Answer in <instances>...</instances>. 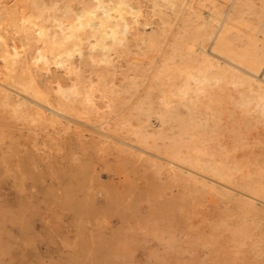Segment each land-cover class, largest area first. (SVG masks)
Returning <instances> with one entry per match:
<instances>
[{
  "label": "rangeland",
  "instance_id": "374dc122",
  "mask_svg": "<svg viewBox=\"0 0 264 264\" xmlns=\"http://www.w3.org/2000/svg\"><path fill=\"white\" fill-rule=\"evenodd\" d=\"M9 1L12 0H4V1L1 0L0 5L1 3L6 4L7 2H8L7 5L9 4L11 5L12 2L9 3ZM14 1L15 0H13V2ZM24 1H25L24 11L25 10L26 11L25 12L23 11V14L20 16L21 19L23 20L22 22L27 23V21L29 20L28 21L29 23L30 22L38 23L41 20L46 22L47 24H50L54 10L59 9V11H56L54 14L57 13L58 15L62 16L65 13L62 14L64 11L62 12L61 10H64L63 7L65 8L66 4H69L71 6L70 9L76 12L79 10L80 8L79 6L81 5V3H83V1L86 2V0H81V2L80 0H76V1L69 0V2L68 0H65L67 1V3L64 0H47V1L45 0V2L44 0L41 1L31 0V2L33 1V3L29 2L30 0H24ZM37 1L40 2L43 1V3L39 4V2L37 3ZM133 1L130 0V2L132 3ZM138 1L140 3V7H138L139 10L141 11L144 8L143 11L141 12L139 11L141 13V14L139 13L140 14L139 17L142 16L141 18L147 21L146 22L147 24L146 25L141 24L142 26H144L143 28L141 27V25L137 27V32L138 30L139 32L138 33L136 32L137 34L136 38L132 39L130 37L127 39L128 40L127 41L128 46H126L127 49L125 46L117 47L116 51L111 52L112 56L107 55L106 61L104 60L102 61L101 59L102 57L101 55H99L100 54L99 51H96L97 53H95L96 54L95 56L98 57L99 55L100 57V60L98 59V61H96L97 58L95 56H94L95 60H92L89 57H85L86 60L84 57H83L84 59L83 58L80 59L79 57H76L77 56L76 53H74L73 56H71L72 58L70 59L72 61L74 60L72 63L75 66L74 68L75 71L81 69L77 71V73L79 72L81 74L80 75L78 73V75L81 77L80 78L81 80L79 79L81 83L83 81V84H85L86 81L87 86L88 84L89 86H91V84L95 80L92 86L94 87L97 85L102 86V84L106 83L108 86L104 84L106 87L105 88L103 85V87L105 88L104 91L110 94V90H111V94L108 96L106 95L107 93L105 94V92L100 89H97L95 91L93 90L94 92L91 91V93H89V96H91V94L94 93L95 95L98 94L97 97L99 99L101 98L100 99L101 101L97 97L94 98L93 96L94 94H92L91 96L92 98L91 97L89 98L90 101H92L93 99L95 100L94 102L95 104L91 102V107L93 108L92 109L93 113L90 111L91 112L90 115L92 117L91 122L93 121V117L94 120L96 118V120L93 121L94 123L92 122L93 124L98 125L99 127L103 128L106 131L111 130L110 131L111 133H114L119 137H122L123 139L128 140L130 143L135 144L137 146H140V143L139 142L137 143L136 141L137 136H135V134L137 135L139 133V132L136 133V131L138 130L142 131L143 126L144 129H146L147 131L150 128L149 132L153 130L152 134L150 133L151 136L149 140L146 139L147 142L146 143L144 142V144H142L141 146L145 145L144 146L145 148L144 147L143 148L146 150L148 147H150L151 149L148 148V151L150 152L152 151V153L155 152L156 154L163 155L164 153L162 154L161 152H163V150L165 151L169 146V143H171L173 140L177 138H179L180 142H182L183 140V142H185L186 144L188 138L187 137L183 138L182 136H186L188 132L184 129V133L185 131L187 133L183 134L182 133L183 131H181L182 128H186L187 130L189 128H190L189 130L195 129V126H193L192 124L193 122L190 121L188 122L190 115L187 113L186 108L182 106L180 103L176 102L175 99L176 97H174L175 100H172L176 102L175 105L171 101V106L173 105L172 108L167 107L166 104L163 103L165 95H163L164 92L161 90V88L164 84L165 81L164 79L166 78V76H169L170 72L174 71L175 68L173 67L181 66L180 56L177 58V55H175L173 58L170 59L168 58L169 60L166 61L167 59L164 60L165 58H167L166 53L168 56H170L169 55L170 53H168L170 51V46L172 44H175L176 42H177L176 45L179 47L183 43L186 45L184 38L187 37V34H189L188 35L189 40L187 38L186 42L188 44L194 43V46L196 47L197 46L196 38L200 36L199 33L202 31L200 27H203V24H201V22L203 23V21L201 20H204L203 18H205L207 21H209V23L211 22L212 25L215 24L216 21L221 20L223 16L226 14L230 0L228 1L225 0L228 3L225 2L224 0H186L187 2L185 0L183 1L181 0L182 2L180 0L177 1L174 0L175 2L173 0H169V1L152 0L154 2H152L151 0L150 1L141 0L142 2L140 0H137L136 2ZM147 1H149L148 4ZM252 1H253L252 6L251 5L249 6L251 8L249 7L246 8V6L248 5L243 4L244 6L243 5L239 6V8L241 7V9L237 7V11L239 13L235 11L236 13H234L233 15V17L237 15V17H234L237 18L235 19L237 22L241 19L240 21L242 25H244L243 23L245 22L244 27L240 26L241 28L238 27L237 29L236 26L239 25L238 23H240V21L236 23V21L233 20L235 23L232 22L234 23L232 25L237 24L235 27L233 26L234 28L233 36L234 35L236 36V37L234 36V41H236L238 45L240 44L241 47H246V45L244 44H248V41L250 40L249 38H251V36L249 37L248 34L252 35L251 33H256V32L258 33V34L256 33L257 36L259 35L261 36L262 34L260 33L259 30L261 29L260 23L264 21L263 19L264 6L262 7L260 4H258L260 6L259 7L257 5V3H260L261 0L260 1L251 0V3ZM34 2H36L37 5ZM136 2H134V4H137ZM163 2L165 3L167 2L166 3L167 6L163 5L164 4ZM45 3L48 4L46 5ZM145 3L150 7H146ZM151 3L154 4L151 5ZM34 4L37 6V8L41 4H44V6L41 5L42 6L41 8H44L45 10L49 7L50 9L49 10L47 9L48 12H46L45 10L46 13H44L43 9L40 10L41 8H38L40 10L39 12L38 9H35ZM50 4L52 7L54 6L55 7L54 8L50 7ZM3 5H1L2 7L0 6V13H1L0 15L1 17L3 16L2 18L0 17L1 20L0 25L2 24L0 26V31H1L0 33L1 34L3 33L2 35H4V38L6 37L7 43H10L9 45H16L19 51L24 52V55L26 56L25 64L26 66H28V68L30 66L29 68L30 71H32L34 75L35 73H39L41 75L42 74L41 72H43L44 70H42L39 67L40 66L39 63L41 62L39 61L37 63L35 61L36 58H34V56L37 54V51H39L40 49L42 50L43 48H41V46L39 48V46L36 45L38 42L36 40L32 39L33 41L32 40L25 41L27 38L26 37L23 38L24 36L20 35V33L22 35L23 34L25 35L26 34L25 31L23 32L21 29H19V31L21 32L18 31L17 26L14 23H12L13 19H10L11 13H9V15L8 13L6 14V12L3 9L4 8ZM31 5H33L34 7ZM137 5L139 6V4ZM154 5L157 7H155ZM181 5L183 8L181 7ZM196 6L199 7L197 8ZM61 7L62 9H60ZM151 7L160 8V9L162 8L163 11L165 10L164 12H166V14L171 16V17L168 16L170 24L166 23L163 26L164 27L163 28L158 23L157 17L153 15L152 12L153 8ZM169 7L171 10H169ZM174 7L176 8L174 9ZM242 8L243 9L246 8V9L243 11ZM51 9L53 11L52 14L50 13ZM179 9L180 12H178ZM192 9L195 12L196 11L198 12H196L195 14V12H193ZM249 9L252 12H250ZM175 10H177L178 13H176ZM256 10H258L259 12L262 10L260 12L261 14L258 12L257 15L259 16L254 14ZM32 11L33 12L36 11L34 13L35 15H32L33 14ZM150 11L152 12V15ZM188 11L192 12L191 15L188 14V16L184 17L185 14L187 15ZM211 11H213L214 13ZM26 12L28 13V15H26L27 14ZM36 13H38L39 15ZM41 13L42 15L43 13L45 15L41 17ZM144 14H146L147 18H145L146 16ZM49 15H51V18ZM25 16H27V20H25L26 19ZM179 16L181 17V19L178 18ZM195 16H197V18ZM23 17L25 19H23ZM37 17L39 18V20ZM149 17L151 18L150 20ZM254 17L257 18V20L258 19L259 20L258 21L255 20ZM2 19L5 20L2 21ZM195 19L196 20L198 19V21H196ZM174 20L176 21L174 24H172ZM149 21L152 22V24H150ZM259 21L261 22L258 23ZM181 22H184V24H187L186 22H189V24L181 25ZM192 22L193 23L195 22L196 25L193 24ZM10 23H12L13 26L10 25ZM29 23H27V25ZM199 25L200 27H198ZM250 25L252 27H250L249 29L248 26ZM257 25L260 27H257ZM148 27L149 28L155 27L154 29L156 32L152 28L149 29ZM170 27L172 28L170 29ZM15 28L17 30H15ZM147 28L148 31L146 30ZM162 28L163 30L166 29L167 35L166 33H163V30H161ZM140 30L142 31V33ZM143 30L146 31V33ZM196 31L197 33H195ZM198 31L200 32L198 33ZM238 31H240L239 34ZM247 31H249L250 33H248ZM18 32L19 34H17ZM179 32L180 33L183 32L181 33L182 36L179 35L180 34ZM190 32H192V35L194 37L190 36L191 35ZM147 33H152L156 35V37H158L157 34L160 35L158 37V39L160 38L159 39L160 45L161 43H165L162 44L161 47L163 45L166 47L168 46V48L163 46L162 49V51L164 52L163 54L160 51L159 52L154 51L153 53V50L150 49V47L147 44H146L147 46L146 48L143 46L145 45L146 41L144 42L143 40L140 39H146L148 37ZM174 33L178 35H175ZM140 34L141 35L143 34L142 35L143 38L140 37L141 36ZM177 36L181 38H183L184 36L183 40L181 39L182 42L181 40L180 41L178 40L180 38H178ZM239 36L241 37L240 39L238 38ZM166 37H167V41L166 39L165 40L163 39ZM175 37L176 39L174 40ZM193 38L194 40L195 39L196 40L194 41ZM14 39H16L15 43L13 41ZM162 39L165 42L162 41ZM169 40L171 41V43L173 42L172 40H174V43L171 44L170 42H168ZM244 41L247 43H244ZM30 42H32V44ZM134 42H137L138 44ZM21 43H23L24 46H22ZM241 43L243 44L241 45ZM17 44L19 45L21 44V45L19 46ZM136 45L140 47L141 50ZM33 46L34 47L36 46V50ZM141 46L144 47L145 49L142 48ZM124 49L126 52H124ZM132 49L134 50V52ZM142 49L145 51H143ZM166 50H168V52H166ZM183 51H185V47L183 48ZM132 52L133 54H131ZM150 52L152 54H150ZM157 52L159 54H156ZM129 53L130 56L132 57L129 56ZM134 53H136L137 56H135L136 54L134 55ZM125 54L128 55L126 56ZM119 55L122 56L120 57ZM135 57L137 60H135ZM159 57H161L162 60H160ZM76 58H77V62H76ZM87 58H89L90 60ZM129 59H130V63H129ZM34 61L36 64L32 63ZM131 61L135 63V64L133 63L135 66H133ZM137 62L138 63L141 62V63L138 64ZM79 63H82L83 65L82 64L80 65ZM109 63L113 67L109 65ZM146 63H148L150 66L152 65L150 70L148 69L150 68V66L148 67V64L145 65ZM163 63L164 64L167 63V65L168 64L169 65L168 66L164 65L163 66L165 67L164 69L162 67ZM1 64L2 61H0V65ZM37 64L39 66H37ZM52 64L53 63H51V65ZM101 64L102 67L100 66ZM51 65H50L51 67L50 70L46 74L44 73L45 75L42 74L40 76L36 74L35 77L37 76L38 78L40 76V78H43V80L38 78V81H42L39 82V84L41 85V87H44L45 90L47 89L46 91L50 96L56 95L55 94L56 89H57L56 92L57 95H60V92H58L59 91L58 86L60 85L62 87V89L60 88V90L62 91H65L63 90V88L67 87V85H68L67 89H69L70 87L69 85H71L72 82L75 80L76 74L73 71L72 73L71 72L68 73L69 74L68 75L60 67L57 68L54 64L52 66ZM88 65H90L91 67ZM94 65H96L95 67L97 68V71H99V67H100V72H102L104 70V66L105 69H109V70H104V73L101 74L99 72V75L101 76L100 79V77L98 76V72L95 71L96 68L94 67ZM117 65L119 67H121L122 65V67L119 68ZM110 66L114 69H112ZM170 66L172 68H170ZM146 67L148 70H145ZM159 67L162 68V70H160ZM2 68H3V64L0 66V80L4 76L2 73L3 71ZM90 68L92 69L91 71ZM139 68H143L141 69L142 71ZM167 68L168 69L170 68L169 69L170 71L166 70ZM134 69L135 70L137 69L136 71L138 73L137 72L135 73ZM38 70L41 72H39ZM165 70L168 71L167 75ZM81 71H83L82 72L83 74L81 73ZM116 71H118V73ZM106 72H108L109 74L106 75L105 74ZM122 72L124 73L125 78ZM139 72L142 73L139 74ZM95 73L97 74V78ZM144 73H146L147 76H145L146 74ZM150 73L152 76H148ZM71 74H73V76ZM103 74L106 79L104 78ZM153 74L155 75L156 79L155 77H153L154 76ZM156 74L157 76L160 77H157ZM88 75L91 78H89ZM126 76L127 78L130 77V79H127ZM111 77L113 78V80ZM148 77L150 78V80L149 79L147 80ZM98 78L99 81H96L98 80ZM102 78L105 81L106 80L107 81L103 83ZM141 78L144 79L142 82L140 81L142 80ZM131 80L133 81L131 82ZM168 80L169 78H167L165 82H167ZM148 81L151 82L152 84L148 83ZM153 81L154 82L157 81L156 83L159 82V84L156 85V83L154 84ZM107 82H110L113 86L111 87V84ZM63 83L67 85L63 87L62 86ZM114 83H115V87L117 86L118 89L114 87ZM141 83H143L144 85H142ZM145 83L147 86L145 85ZM137 84L139 85L141 84V86L139 85L136 86ZM126 86L127 87L129 86L130 88H127ZM150 86L151 87L155 86V87L151 88ZM147 88L148 90H146ZM134 89L136 91H134ZM142 89H145L143 91L144 93L142 92ZM115 91H117V93ZM127 92L129 94H127ZM114 93H116L115 95L119 98H117L116 96L113 97L112 95H114ZM120 93L122 94V96L123 95L125 96L122 97ZM118 94L120 95L118 96ZM146 94L148 97H145ZM149 94H151L152 97ZM140 95L141 97L142 95H144L143 96L144 98L142 97L141 99L140 98L138 99ZM105 96L106 97L110 96L113 99L110 97L109 99L106 98L105 99V101L107 100L106 103L104 101ZM126 96L129 98L127 99ZM134 97H136L137 99ZM114 98L115 100L118 99V101L119 100L120 101L117 102L116 104L117 100L114 101ZM160 99L163 100V102ZM111 100L113 104H111L112 103ZM128 101L134 102V108H132L133 105L132 107L130 106V102L128 103ZM124 102L127 104H125ZM139 102L142 104H140ZM148 103L151 104L149 105ZM136 104L138 105L139 108L135 106ZM143 104L146 105L144 106ZM252 104L254 107H257L256 102H253ZM8 105L2 103L0 100V264H264V216L262 214L263 212L262 210H264V204L257 200H251L250 202L248 198L244 197L245 196L244 194L240 193L243 192V190L245 191V189L242 186L245 183V181L243 180L245 178L243 177L244 176L243 173L247 170L248 171L255 170L257 168L256 162H258L260 165L261 160H264V155H263L264 143L261 142V141L264 142L263 140L264 125L263 123H261L260 120H258V118H256L255 116L256 114L253 107L251 108V110L254 111V113H251L250 110V112L247 113V116L245 114L244 117L245 120H244L242 117L243 113L241 112L243 110L242 105H239L238 107H234V106L232 107L231 105H227L228 107L230 106L229 108L230 112H227V114H225V116H227L228 118L227 117L224 118L225 116L223 117L225 119V120L223 119V121L227 123V125L229 124V126H227L226 129L227 133L225 134L228 136H231V134H233L232 135L233 137L226 136L222 139V144H224L223 146L225 148L226 147L228 148V149L226 148L228 158L226 155H221V156L217 155V158L219 159L221 158L224 161L227 160L229 161L228 163L231 166L232 165L239 166V168H241V170L244 171L242 173L240 169L237 170L236 168L233 167L231 168V170L228 171L231 177L234 176L232 184L233 187L236 188V189L234 188L233 190L232 189L229 190L228 193V190H226L225 188H218V189L212 187L209 188V185H206L204 182L201 183V180L195 179L194 176L192 175H190L189 177V175L186 172H182L183 175L186 174L185 176H182V173H180V171L183 168L177 167L175 171L169 170L167 169V167L168 168L173 167V164L169 163L168 165L162 166L160 165L161 163L159 162L156 163L152 161V157L149 156L148 154L135 151L134 148H128L126 146H123V148H120L118 146L119 148L118 147L116 148L110 142L109 138L108 139L106 138L105 142H100L97 137L98 136L97 134L93 133L89 129H84V128L82 129L80 126L74 123H71L69 121L68 122L64 121V119L61 118L58 119V117H56V119L53 120L44 117L36 118L31 113L24 111V109L18 105H14V104H8ZM95 105L97 108L95 107ZM124 105H126L127 107ZM162 105L164 106V108ZM12 106L15 107L13 108ZM121 107L124 109H122ZM135 107H137L138 109H135ZM140 107H143V110L145 112L141 111L142 108L140 109ZM131 108L133 110H131ZM111 109H113L112 110L113 112L111 111ZM128 109L130 110V112L132 111L131 113H133V115H131V113L129 112L131 116L130 115L128 116V111H129ZM174 109L177 110L175 111ZM165 110L169 111L171 115L167 113V111ZM226 110L229 111L228 109ZM136 111H138L139 113ZM177 111L180 112V114L177 113ZM99 112L101 113L99 114L101 118L100 116L99 117L97 116L98 115L97 113ZM135 112L137 114H135ZM175 112L176 114H179V116L175 115ZM18 113L21 116L18 115ZM25 114H27V116ZM142 114L143 116L147 114L148 115L147 117L146 116L143 117ZM114 115L117 117H115ZM157 115L161 118H159ZM183 115L185 116L186 120L185 118H183L184 117ZM250 115L255 116V119L253 116L251 117ZM172 116H174L175 118ZM177 116L178 117L183 116V117L178 118ZM196 116L200 124L202 126L205 125L206 119L204 113L202 111H199ZM102 117L105 119H103ZM126 117L127 120L125 119ZM169 117L172 119H169ZM117 118L118 120H122V119L125 120L124 121L122 120L123 122L122 123L121 121L118 122ZM176 118H177V122L178 123L180 122L179 124L176 122ZM229 118L230 120H228ZM234 118L236 121L234 120ZM174 119L175 122L173 121ZM178 119L181 121H178ZM240 119L241 121H239ZM55 120L57 124H55L56 123ZM137 120H139V122ZM141 120L145 123H142ZM246 120H248V122ZM147 121L149 123H146ZM105 122L111 123L109 125L113 127L108 126V123L105 124ZM117 122L119 126V127L117 126V128L119 130L116 128ZM181 122H183V124ZM175 123L178 124V127ZM239 123L241 124L239 125ZM62 124L65 126L66 129L63 128ZM146 124L148 126H146ZM244 124L247 125L245 126ZM105 125L108 127H106ZM134 125L138 127L136 128ZM173 125H176V128H178V130H176V128L174 129ZM180 125L182 128L180 127ZM169 126L171 127V130L169 129L170 128ZM234 126L236 128H234ZM78 127L81 128L82 130L80 131ZM115 128L116 131L114 130ZM132 129L133 131H135L134 134L132 133L133 132ZM209 129L210 128H208V130ZM230 129H232L233 132L231 130L230 132L232 133L229 135L228 131ZM200 130L201 131H199L198 133H201V135L200 134L198 135L204 136L207 134L208 139L210 140L207 141L208 142L207 146L212 150L214 149L213 151L214 152L216 151L215 153L217 154L218 153V150L216 148L217 146L214 144L216 131L210 129L212 131L207 130L208 132L202 135L203 131L201 128ZM175 131H178L180 133H174ZM156 132L158 134L157 136H155L157 139L154 138ZM161 133H163L164 135ZM159 134L160 136L161 135L162 136L160 137ZM172 134L173 136L174 135L175 136L172 137ZM178 134L181 135L179 136ZM152 136L155 142L153 141V138H151ZM169 137L171 138L168 139ZM210 137H214L213 138L214 140L212 138L210 139ZM234 137L235 140H233ZM95 140H97L98 142L95 143ZM232 140L234 141L233 144H235L237 140L238 141L241 140V145L238 143V141L236 143L239 144L242 148L241 147L239 148L237 144L231 145ZM243 141L245 144L243 143L242 145ZM107 142L111 144H108ZM153 142L156 144L157 146L156 148L158 149H153L155 148ZM208 144H210V146ZM162 145L165 148H163ZM261 145L262 147H260ZM237 148L238 150L235 152V149ZM123 150L126 152L129 150L128 151L129 153L126 152L124 153ZM134 151L137 153H135ZM130 152L133 154H131ZM231 152H233V154ZM234 152L235 154L238 153L236 154L238 156L237 158L236 157L232 158L231 159L232 162H231L229 159L230 157L235 156ZM199 153L200 152H198V154ZM134 154L139 155V157L138 156L135 157ZM235 159H238L239 161L237 160L238 161L237 162ZM150 162L152 165L150 164ZM255 163H256V167H255ZM244 164H247L250 167V169L248 168L247 165ZM185 165L190 167V164L188 163H186ZM242 167L245 168L246 170L242 169ZM159 168H161V170ZM177 171L179 172V174ZM177 175H179L180 177ZM191 177L194 178L196 181H193ZM187 178H189L188 179L189 181L187 180ZM235 178H240L241 182ZM197 182H199V184ZM203 183L206 186H204ZM240 183H242V185ZM237 187L239 191L237 190ZM245 198L248 200H246ZM250 203L251 205L249 206Z\"/></svg>",
  "mask_w": 264,
  "mask_h": 264
},
{
  "label": "bare ground",
  "instance_id": "6f19581e",
  "mask_svg": "<svg viewBox=\"0 0 264 264\" xmlns=\"http://www.w3.org/2000/svg\"><path fill=\"white\" fill-rule=\"evenodd\" d=\"M1 1V0H0ZM4 1V0H2ZM41 1V0H40ZM40 1H37V3L39 2L40 3H43L40 2ZM47 1V0H46ZM65 1V0H64ZM63 1V2H64ZM76 1V0H75ZM91 1V2H89ZM86 0V2L83 1V3H81V5L79 6V10L78 11H74L71 8V6L69 4H66L65 5V8L63 7L64 10H61L64 14L61 15H58L57 13L54 14L56 11H59V9L57 10H54V13L51 9L50 13L52 14V18H51V15L50 18H51V22L50 24H47L46 22L44 21H41L38 22V23H29L27 21V23H29L27 25L24 24L21 19V15L23 14V11L25 9V1L24 0H15L13 2L12 1H9L12 2V4L10 5H7L6 4H2L3 5V9L4 11L6 12V14L8 13H11L10 16L11 18L10 19H13L12 23H14L17 28H18V31L19 29H21L23 32L25 31V35L21 34V36H24L23 38H27L25 41H30V40H36L38 41L36 45L41 46V48H43L41 51H37V54L34 56V58H36V62L38 63L39 61L41 63L40 66L37 64V66H39L42 70H44L43 72H41L43 75H45L49 70H50V65L51 63H53L57 68L60 67L66 74L68 73H72L74 71V74L76 77H75V80L72 82L71 84V81H70V84L69 85V89H67L68 85L67 84H64L63 83V87L67 85V87H64L63 90L65 91H62L60 90V88L62 89V87L59 85L57 88L59 89L58 92H60V95H57V89L55 91V96H50L48 94V92L45 90L44 87H41V85L39 84V82H42V81H38V78H40V75L39 73H35L40 75L38 78L37 76L35 77L34 73H32V71H30V66L28 68V66H26V56L24 55V52L22 51H19L17 49V46L16 45H9L10 43H7L6 41V37L4 38V35H2L0 33V61H2V64H3V77L2 79L0 80V100L2 103L4 104H14V105H18L20 107H22L24 109V111H27L29 113H31L32 115H34V117L36 118H39V117H44V118H49L51 120L53 119H56V117L61 118V119H64V121H69L71 123H74L78 126H80L82 129H89L91 130L93 133L97 134L98 136V139L100 142H105L106 141V138L110 139V142L113 144V146H115L116 148L119 146L120 148H123V146H126L128 148H134L135 151H139V152H142V153H146L148 154L149 156L152 157V161L154 162H159L161 163L160 165H168L169 163L170 164H173V167H170L167 169L169 170H173L175 171L177 167L179 168H183L180 173L182 172H186L189 177L190 175L194 176L195 179H198V180H201V183L204 182L206 185H209V188L212 187V188H225L226 190H228V193H229V190H233L235 187H233V177H231V175L229 174V170H231V168H236L237 170L241 168H239V166H234V165H230L227 161V160H223V159H219L217 158V155H228L227 154V150L226 148L223 146L224 144H222V139L228 135H226L225 133H227L226 129H227V126H229V124L227 125V123H225L223 121L224 118H226L227 116H225V114H227V112H230L229 108L230 106L228 107L227 105H231L232 107H238L239 105H242L243 106V110L241 111L243 113V119L245 120V114L247 116V113L250 112L251 108L253 107L254 111H255V116L256 118H258V120L261 121V123H263L264 125V21H259L258 23H260L261 25V29L259 30L261 34V36H257L256 33H251L252 35L248 34L249 37L251 36V38H249L250 40L248 41V44H244L246 45V47H241L240 44L238 45L236 43V41H234V36H233V26L235 27L236 25H232L234 24L235 22L233 20L237 19V18H234V17H237L234 16V13L238 12L237 11V7L239 8V6H242L243 4L244 5H248L246 6L249 7L250 5L252 6L253 4V1L251 3V0H230V3L228 4L229 7H227V11H226V14L223 16V18L219 21H216L215 24H211V22L209 23V21H207L205 18H203L204 20H201L203 21V23L201 22V24H203V27H200V25L198 27H200V29H202V31H198V33L200 34V36L197 39V43H196V47L194 46V43L192 44H188L186 41V39L188 38L189 40V34H187V37L183 38L185 39V43L186 45L182 44L180 47L177 46V42L175 44H172L174 43V40L176 39V37L174 38V40H172L173 42L171 43V41L169 40L168 42H170L172 45L170 46V51L168 52V50H166V52L170 53L168 56L167 53H166V56L167 58H165L164 60L168 61L170 58H173L175 55H177V58L180 56L181 57V60H180V63H181V66H178V67H173L175 68L173 72H170L169 73V76H166V78L164 79L166 81L167 78H169V80L167 82H165L164 80V84L161 88V90L164 92L163 95L164 96V102L163 100H161L164 104H166L167 107H170L172 108L173 105L171 106V101L172 100H175L176 99V102L180 103L182 106H184L187 110V113L190 115V118L188 120V122H193V126H195V129H191V130H187L186 128H182L181 125L180 127L182 128L181 131H183L182 133L186 134V136H182L183 138L184 137H187L188 140L185 144V142H180L179 141V138L173 140L171 143H169V146L167 147V149L163 152H161L163 155H159V154H156L155 152L152 153V151H148V148L150 147H146V149H144L145 145L141 146L142 144H144V142L146 143L148 139L150 138V133L152 134V131L149 132L150 128L148 129V131L146 129H144V126H143V130H138L136 131L139 132L137 135L135 134V136H137V143L139 142L140 143V146H137L135 144H132L130 143L128 140H125L123 139L122 137H119L118 135L114 134V133H111L110 131H106L104 130L103 128L99 127L98 125L96 124H93L96 120H94V117H93V123L91 122V115L90 113L92 112V107H91V102H95V100L93 101H90L89 98L92 96V93L91 96H89V93H91V91H95L97 89H100L102 91H104V89L106 88L104 84V82H106L103 78V83L102 86L101 85H96L97 86H92L93 83L91 84V86H87L86 84V81H85V84H83V81L82 83L80 82V76L78 75L77 71L78 70H81V69H78L77 71H75V66L73 65V61L70 59L72 58L71 56H73L74 53H76V57H79L80 59L81 58H85V57H89L91 58L92 60H95L94 56L96 55L95 53H97L96 51H99V55H101V59L102 61H106L107 59V55H111V52L113 51H116L117 47L119 46H128L127 45V39L128 38H136V32H137V27L140 26L141 24L142 25H146L147 21L143 20L141 17H139V15L141 14L140 12L144 10H139L138 7H140V3L139 1L136 2V1H133L130 2V0ZM141 1V0H140ZM150 1V0H149ZM147 1V4L148 2ZM152 1V0H151ZM169 1V0H168ZM174 1V0H173ZM177 1V0H176ZM181 1V0H180ZM183 1V0H182ZM181 1V2H182ZM186 1V0H185ZM225 1V0H224ZM228 1V0H227ZM225 1V2H227ZM260 1V0H259ZM31 2V0L29 1ZM45 2V0H44ZM50 2V1H48ZM67 3V1H65ZM69 2V0H68ZM81 2V0H80ZM88 2V3H87ZM134 2H136L137 4H139V6L137 4H134ZM142 2V1H141ZM146 2V1H145ZM154 2V1H152ZM171 2V1H170ZM175 2V1H174ZM180 2V4H181ZM187 2V1H186ZM202 2V1H201ZM212 2V1H211ZM33 3V1L31 2ZM36 5L37 3L34 2ZM57 3V2H56ZM72 3V2H71ZM157 3V2H156ZM165 6L166 3L163 2ZM184 3V2H183ZM189 3V2H188ZM197 3V2H196ZM199 3V2H198ZM217 3V2H216ZM219 3V2H218ZM224 3V2H222ZM228 3V2H227ZM34 4V5H35ZM38 4V6H39ZM46 4V3H45ZM48 4V3H47ZM46 4V5H47ZM65 4V3H63ZM62 4V6H63ZM146 4V3H145ZM145 5L146 7H150L149 5ZM154 3H151V5H153ZM173 4V3H172ZM194 4V3H193ZM202 4V3H201ZM260 4L262 7L264 6V0H261L260 3H257V5ZM0 5V6H1ZM35 5V9H38V8H41L44 4H41L38 8L37 6ZM45 5V6H46ZM56 5V4H54ZM53 5V6H54ZM58 5V4H57ZM60 5V4H59ZM72 5V4H71ZM160 5V3H159ZM175 5V4H174ZM178 5V4H177ZM184 5V4H183ZM197 5V4H196ZM200 5V4H199ZM212 5V4H211ZM225 5V4H224ZM227 5V4H226ZM243 5V6H244ZM33 6V5H31ZM61 6V5H60ZM58 6V7H60ZM155 6V5H154ZM169 6V5H168ZM185 6V5H184ZM190 6V5H189ZM259 6V5H258ZM2 7V6H1ZM28 7V6H26ZM30 7V6H29ZM34 7V6H33ZM32 7V8H33ZM47 7V6H46ZM45 7V8H46ZM50 7L51 4H50ZM55 7V6H54ZM52 7V8H54ZM57 7V6H56ZM157 7V6H155ZM159 7V6H158ZM162 7V6H161ZM164 7V6H163ZM180 7V6H179ZM182 7V5H181ZM191 7V6H190ZM189 7V8H190ZM197 7V6H196ZM199 7V6H198ZM197 7V8H198ZM260 7V6H259ZM258 7V8H259ZM261 7V8H262ZM31 8V7H30ZM29 8V9H30ZM153 8V7H151ZM166 8V7H165ZM176 7H174L175 9ZM183 8V7H182ZM188 8V10H189ZM219 8V7H218ZM244 8V7H243ZM242 10L244 11L245 9ZM251 8V7H249ZM27 9V8H26ZM44 11V13L48 12L47 9L49 10L50 8L48 7L45 12L44 8H41L40 10ZM62 9V7L60 8ZM142 9V8H141ZM181 9V8H180ZM180 9L178 12H180ZM187 9V8H186ZM191 9V8H190ZM223 9V8H222ZM241 9V7L239 8ZM263 9V8H262ZM2 10V9H1ZM40 10L38 9V11L40 12ZM72 10V11H71ZM148 10V9H147ZM169 10L170 7H169ZM253 10V9H252ZM3 11V10H2ZM26 11V10H25ZM24 11V12H25ZM29 11V10H28ZM31 11V10H30ZM74 11V12H73ZM140 11V12H139ZM145 11H146V8H145ZM165 11V10H164ZM162 10V8H153L152 12H153V15H155L157 17V21L158 23L163 27L166 23L168 24L169 23V16L168 14H166V12H164ZM176 13L177 10H175ZM174 11V13H175ZM193 12H195L193 9H192ZM216 11H217V8H216ZM222 11V10H221ZM236 11V12H235ZM242 11V12H243ZM250 11V9H249ZM262 11V10H261ZM260 11V12H261ZM36 12V11H35ZM32 11V15H35ZM38 12V13H39ZM151 12V11H150ZM152 12H151V15H152ZM198 12V11H196ZM195 12V14H196ZM213 12V11H211ZM210 12V13H211ZM248 12V11H247ZM252 12V11H250ZM258 10H256L254 12V14H258ZM259 12V13H260ZM264 12V11H263ZM262 12V13H263ZM27 13V12H26ZM36 13V14H38ZM43 13V15H45ZM140 13V14H139ZM185 13V12H183ZM191 11H188L187 12V15L185 14H182L184 15V17L191 15ZM214 13V12H213ZM221 13V12H220ZM239 13V12H238ZM241 13V12H240ZM249 13V12H248ZM1 14V13H0ZM3 14V13H2ZM48 14V13H47ZM172 14V13H170ZM253 14V13H251ZM261 14V13H260ZM5 15V14H4ZM28 15V13L26 14ZM31 15V14H30ZM29 15V16H30ZM39 15V14H38ZM42 13H41V17L43 16ZM146 16V14H144ZM143 15V16H144ZM148 15V14H147ZM198 15V14H197ZM201 15V14H200ZM241 15V14H240ZM154 16V17H155ZM169 16V17H168ZM175 16V15H173ZM215 16V15H214ZM254 16V15H253ZM259 16V15H257ZM256 16V17H257ZM1 17V15H0ZM3 17V16H2ZM1 17V18H2ZM26 19L23 17V19L27 20V16H25ZM34 17V16H33ZM31 17V18H33ZM36 17V16H35ZM46 17V16H45ZM177 17V16H176ZM175 17V18H176ZM197 18V16H195ZM199 17V16H198ZM240 17V16H238ZM262 17V16H261ZM260 17V18H261ZM38 18V17H37ZM47 18V17H46ZM147 18V16L145 17ZM178 18L181 19V17L179 16ZM192 18V17H191ZM194 18V17H193ZM201 18V17H200ZM207 18V17H206ZM210 18V17H209ZM213 18V17H212ZM211 18V19H212ZM255 18V17H254ZM263 18V17H262ZM261 18V19H262ZM9 19V20H10ZM36 19V18H35ZM43 19V18H42ZM151 18L149 17V20ZM189 19V18H187ZM210 19V20H211ZM252 19V18H251ZM264 19V18H263ZM262 19V20H263ZM5 20V19H2V21ZM24 20V21H25ZM31 20V19H30ZM39 20V18H38ZM44 20V19H43ZM48 20V19H47ZM147 20V19H146ZM154 20V19H153ZM196 20V19H195ZM209 20V19H208ZM241 20V19H240ZM239 20V21H240ZM255 20H257V18H255ZM259 20V19H258ZM257 20V21H258ZM7 21V20H6ZM32 21V20H31ZM36 21V20H35ZM176 20H174V22L172 24L175 23ZM186 21V20H184ZM190 21V20H189ZM193 21V20H191ZM198 21V19L196 20ZM236 21V20H235ZM238 21V22H239ZM252 21V20H251ZM34 22V21H33ZM48 22V23H49ZM150 22V21H149ZM172 22V21H170ZM178 22V21H177ZM213 22V21H212ZM234 22V23H232ZM236 21V23H238ZM0 23H1V20H0ZM12 23H10V25H12ZM155 23V22H154ZM187 24H189V22H186ZM193 23V22H192ZM197 23V22H196ZM257 23V24H258ZM24 24V25H23ZM150 24H152V22H150ZM170 24V23H169ZM184 22H181V25H183ZM187 24H184V25H187ZM195 24V22L193 23ZM192 24V25H193ZM198 24V23H197ZM239 25L236 26V29L239 27L241 28L242 26L244 27L245 25V22L243 23L244 25L241 24V21L240 23H238ZM241 24V25H240ZM253 24V23H252ZM256 24V23H255ZM2 25V24H1ZM0 25V26H1ZM4 25V24H3ZM141 27L143 28L144 26ZM149 25V24H148ZM191 25V24H190ZM196 25V24H195ZM5 26V25H4ZM3 26V27H4ZM13 26V25H12ZM152 26V25H151ZM158 26V25H157ZM167 26H170V25H167ZM173 26V25H172ZM194 26V25H193ZM241 26V27H240ZM257 25V27H260ZM6 27V26H5ZM139 27V28H141ZM159 27V26H158ZM166 27V26H165ZM180 27V26H179ZM178 27V28H179ZM249 29L250 27H252L251 25L248 26ZM256 27V28H257ZM146 28V26H145ZM149 28V27H148ZM148 28L146 29L148 31ZM152 28V27H150ZM149 28V29H150ZM155 27H153L152 29L155 31L154 29ZM160 28V27H159ZM164 28V27H163ZM163 28L161 30H163ZM172 27H170L171 29ZM181 28V27H180ZM189 28V26H188ZM168 29V30H170ZM198 29V28H197ZM235 29V30H236ZM258 29V28H257ZM15 30H17L15 28ZM14 30V31H15ZM184 30V28H183ZM187 30V29H186ZM191 30V29H189ZM188 30V31H189ZM194 30V29H193ZM141 31V30H140ZM144 31V30H143ZM152 31V30H151ZM178 31V30H176ZM237 31V30H236ZM1 32V31H0ZM16 32V31H15ZM21 32V31H19ZM19 32L17 34H19ZM139 32V30H138ZM137 32V33H138ZM146 33V31H144ZM156 32V31H155ZM154 32V33H155ZM172 32V31H170ZM174 32V31H173ZM248 33H250L249 31H247ZM246 32V33H247ZM255 32V31H254ZM142 33V31H141ZM153 33V32H152ZM152 33H147L148 37L146 39H140V40H143L145 42V45H143L145 48L147 47L146 44L150 47V49L153 50V53L154 51H160L162 54L164 53L162 51L163 49V46L161 47L162 44H165V43H159V39L158 37L160 36L159 34L158 37H156V35L152 34ZM158 33H159V30H158ZM163 33H166L167 35V32H166V29L163 30ZM177 33V32H175ZM174 33V34H175ZM180 33V32H179ZM183 33V32H181ZM181 33L179 35H181ZM191 35L190 36H193L192 35V32H190ZM197 33V31L195 32ZM240 33V31H238V34ZM172 34V33H171ZM169 34V35H171ZM173 34V35H174ZM194 34V33H193ZM236 34V33H234ZM141 35V34H140ZM143 35V34H142ZM142 35L140 36L141 38ZM163 35V34H162ZM175 35H178V34H175ZM184 35V34H183ZM198 35V34H197ZM20 36V38H21ZM146 36V35H145ZM182 36V35H181ZM186 36V35H185ZM246 36V35H245ZM8 37V36H7ZM139 37V38H140ZM163 37V36H162ZM179 41L183 38L177 36ZM194 37V36H193ZM236 37V36H235ZM239 39L241 38L240 36L238 37ZM246 38V37H245ZM164 40L166 39L167 41V37L166 38H163ZM162 39V41H164ZM191 39V38H190ZM195 39V40H196ZM15 40L14 39V43H15ZM32 40V41H33ZM181 40V42H182ZM192 40V39H191ZM194 40V38H193ZM194 40V41H195ZM138 41V40H137ZM165 42V41H164ZM19 43V42H17ZM27 43V42H26ZM32 44V42H30ZM131 43V42H130ZM136 44H138L137 42H134ZM143 43V42H142ZM244 43H247L244 41ZM22 46H24L23 43H21ZM20 44V45H21ZM144 44V43H143ZM167 44V43H166ZM243 43H241L242 45ZM19 45V44H17ZM19 45V46H20ZM28 45V44H27ZM30 45V44H29ZM135 45V44H134ZM170 45V44H169ZM133 46V45H132ZM137 46V45H136ZM32 47V46H31ZM34 47V46H33ZM124 47V48H125ZM138 47V46H137ZM142 47V46H141ZM142 47V48H144ZM166 47V46H164ZM185 47V51H183V48ZM35 50H36V46L34 47ZM123 48V47H122ZM140 49V47H138ZM144 48V49H145ZM168 48V46L166 47ZM127 49V47H126ZM149 49V51H150ZM133 50V49H132ZM141 50V49H140ZM143 50V49H142ZM151 50V52H152ZM137 51V50H136ZM145 51V50H143ZM142 51V52H143ZM124 52L125 49H124ZM131 52V50H130ZM134 52V50H133ZM133 52L131 54H133ZM140 52V51H139ZM150 52V54H152ZM156 53V54H159V53ZM36 53V52H35ZM119 53V52H118ZM145 53V52H144ZM28 54V53H27ZM136 53H134L135 55ZM155 54V55H156ZM86 55V56H85ZM98 55V57H99ZM126 56L128 54H125ZM124 55V57H125ZM144 55V54H143ZM149 55V54H148ZM112 56V55H111ZM110 56V57H111ZM120 56V55H119ZM122 56V55H121ZM120 56V57H121ZM129 56H130V53H129ZM137 56V54L135 55ZM151 56V55H150ZM160 56V55H159ZM165 56V57H166ZM29 57V56H28ZM97 58L96 61H98V59L100 60V57L98 58L97 56H95ZM109 57V56H108ZM116 57V56H115ZM122 57V58H124ZM132 57V56H130ZM148 57V56H147ZM163 57V56H161ZM160 58V60H162ZM32 58V57H31ZM30 58V59H31ZM78 58V59H79ZM83 58V59H84ZM87 58V59H89ZM112 58V57H111ZM110 58V59H111ZM129 58V57H128ZM134 58V57H133ZM132 58V59H133ZM153 58V57H152ZM169 58V59H168ZM40 59V60H38ZM82 59V60H83ZM120 59V58H119ZM126 59V57H125ZM131 59V60H132ZM144 59V57H143ZM180 59V58H179ZM81 60V61H82ZM86 60V58H85ZM84 60V61H85ZM90 60V59H89ZM135 60L136 57H135ZM142 60V59H141ZM140 60V61H141ZM152 60V59H151ZM157 60V58H156ZM173 60V59H172ZM32 62V63H35ZM88 61V60H87ZM86 61V62H87ZM108 61V60H107ZM111 61V60H110ZM128 61V60H126ZM28 62V61H27ZM76 62H77V58H76ZM132 62V61H131ZM153 62V61H151ZM150 62V63H151ZM158 62V61H157ZM164 62V61H162ZM161 62V63H162ZM170 62V61H169ZM179 62V61H178ZM88 63V62H87ZM94 63V62H92ZM120 63V62H119ZM128 63V62H126ZM129 63H130V59H129ZM134 62H132L133 64ZM138 63V62H137ZM136 63V64H137ZM141 63V62H140ZM138 63V64H140ZM155 63V62H154ZM1 64V65H2ZM30 64V62H29ZM36 64V63H35ZM52 64V65H53ZM80 65L82 63H79ZM90 64V63H89ZM100 64V63H99ZM117 64V63H116ZM135 64V63H134ZM133 64V66H135ZM137 64V65H138ZM148 63H146L145 65H147ZM156 64V63H155ZM0 65V66H1ZM33 65V64H32ZM51 65V66H52ZM83 65V64H82ZM93 65V64H91ZM98 65V64H97ZM104 65V64H103ZM109 65H111L109 63ZM108 65V66H109ZM144 65V66H145ZM160 65V64H159ZM164 65H167L163 63L162 67ZM169 65V64H168ZM167 65V66H168ZM173 65V64H172ZM54 66V67H55ZM77 66V65H76ZM87 66V65H86ZM90 66V65H88ZM96 65H94L95 67ZM102 67V64L100 65ZM106 66H107V63H106ZM112 66V65H111ZM110 66V67H111ZM118 66V65H117ZM116 66V67H117ZM131 66V64H130ZM142 66V65H141ZM150 65L148 64V67ZM157 66V65H156ZM166 66V67H167ZM91 67V66H90ZM113 67V66H112ZM111 67V68H112ZM119 67V66H118ZM122 67V65H121ZM119 67V68H121ZM139 67V66H138ZM152 65L150 66V68H148L149 70L151 69ZM158 67V66H157ZM37 68V67H36ZM96 68V67H95ZM125 68V67H124ZM127 68V67H126ZM165 69V67H163ZM170 68H172L170 66ZM169 68V69H170ZM102 69V68H101ZM114 69V68H112ZM111 69V71H112ZM133 69V67H132ZM140 70L143 69V68H139ZM147 67L145 70H148ZM160 70H162V68L159 67ZM164 69H163V72H164ZM168 68L166 70H169ZM84 70V69H83ZM92 69L90 68V71ZM103 70V69H102ZM101 70V71H102ZM104 70H109V69H105V66H104ZM104 70L102 72H100V67H99V71H97V68L95 69V71L98 72V76L100 77L101 79V76L99 75V72L100 74L101 73H104ZM117 70V69H116ZM122 70V69H121ZM135 70V69H134ZM137 70V69H136ZM134 71L135 73L137 71ZM165 70V71H166ZM88 71V70H86ZM94 71V72H95ZM115 71V70H114ZM123 71V70H122ZM126 71V70H125ZM128 71V70H127ZM131 71V69H130ZM142 71V70H141ZM153 71V70H152ZM159 71V70H158ZM157 71V72H158ZM170 71V70H169ZM172 71V70H171ZM83 71H81L82 73ZM85 72V71H84ZM93 72V71H92ZM118 73V71H116ZM156 72V71H155ZM45 73V74H44ZM50 73V72H49ZM63 73V72H62ZM116 73V75H117ZM126 73V72H125ZM133 73V72H132ZM138 73V72H137ZM142 73V72H139V74ZM147 73V72H146ZM144 73V74H146ZM154 73V72H153ZM168 71H166V75H167ZM80 74V73H79ZM83 74V73H82ZM85 74V73H84ZM89 74V72H88ZM96 74V73H95ZM106 75L109 74L108 72L105 73ZM121 74V73H120ZM122 74L124 75V73L122 72ZM128 74V73H127ZM130 74V73H129ZM165 74V73H164ZM163 74V75H164ZM2 75V74H1ZM69 75V74H68ZM73 76V74H71ZM70 75V77H71ZM81 75V74H80ZM94 75V74H93ZM116 75H115V78H116ZM154 75V74H153ZM161 75V76H163ZM83 76V75H82ZM86 76V75H85ZM84 76V77H85ZM92 76V75H91ZM104 76V74H103ZM114 76V74H113ZM131 76V75H129ZM133 76V75H132ZM136 76V75H135ZM147 76V74L145 75ZM144 76V77H145ZM148 76H152L151 73L148 75ZM157 76V74H156ZM69 77V78H70ZM89 77V75H88ZM87 77V78H88ZM95 77V76H94ZM92 77V78H94ZM139 77V76H138ZM142 77V76H140ZM143 77V78H144ZM155 77V75L153 76ZM157 77H160V76H157ZM67 78V77H66ZM68 78V79H69ZM91 78V77H89ZM88 78V79H89ZM96 78H97V74H96ZM95 78V79H96ZM105 78V76H104ZM110 78V77H109ZM112 78V77H111ZM114 78V79H115ZM124 78H125V75H124ZM127 78V76H126ZM133 78V77H131ZM152 78V77H151ZM43 80V78H40ZM63 79V78H62ZM67 79V80H68ZM73 79V78H72ZM80 79V80H79ZM106 79V78H105ZM108 79V78H107ZM123 79V77H122ZM121 79V80H122ZM127 79H130L127 78ZM126 79V80H127ZM142 79V78H141ZM146 79V78H145ZM150 80V78L148 77L147 80ZM156 79V77H155ZM159 79V78H158ZM66 80V79H64ZM91 80V79H90ZM113 80V78H112ZM125 80V79H124ZM144 79L140 80L141 82L143 81ZM56 81H57V78H56ZM55 81V82H56ZM96 81H99V78L98 80ZM110 81V80H109ZM130 81V80H129ZM133 80H131L132 82ZM137 81V80H136ZM44 82V81H43ZM47 82V81H46ZM53 82V81H52ZM65 82V81H64ZM113 82V81H111ZM116 82V80H115ZM145 82V81H144ZM147 82V81H146ZM157 82V81H156ZM156 82L153 81V83L155 84ZM66 83V82H65ZM69 83V82H68ZM100 83V82H98ZM109 84H111L110 82H107ZM148 83H151L148 81ZM147 83V84H148ZM46 84V83H45ZM51 84V83H50ZM55 84V83H54ZM61 84V82H60ZM119 84V83H117ZM129 84V83H128ZM132 84V83H131ZM142 85H144L143 83H141ZM141 84H137L136 86H141ZM152 84V83H151ZM159 84L156 83V85ZM104 85V87H103ZM107 85V84H106ZM146 85V83H145ZM161 85H162V82H161ZM108 86V85H107ZM113 85L111 84V87ZM147 86V85H146ZM53 87V86H52ZM56 87V86H55ZM110 87V86H109ZM114 87H115V83H114ZM122 87V86H121ZM127 87V86H126ZM125 87V88H126ZM144 87V86H143ZM151 87V86H150ZM152 87H155V86H152ZM151 87V88H152ZM157 87V86H156ZM67 90H66V89ZM115 88L118 89V87L116 86ZM124 88V89H125ZM127 88H130L129 86ZM51 89V88H50ZM107 89H110V88H107ZM122 89V88H121ZM113 90V89H112ZM120 90V89H119ZM123 90V89H122ZM126 90V89H125ZM130 90V89H129ZM138 90V89H137ZM145 89H142V92L144 91ZM148 90V88L146 89ZM160 90V89H159ZM93 91V92H94ZM108 91V90H107ZM128 91V90H127ZM134 91H136L134 89ZM154 91V90H153ZM161 91V92H162ZM54 92V90H53ZM99 92V90H98ZM105 92V91H104ZM117 93V91H115ZM123 92V91H122ZM133 92V91H132ZM132 92H131V95H132ZM138 92V91H137ZM160 92V91H158ZM102 93V92H101ZM107 93V94H106ZM113 93V91H112ZM116 93H114V95H112L113 97H115ZM126 93V92H125ZM124 93V94H125ZM134 93V92H133ZM136 93V92H135ZM144 93V92H143ZM103 94V93H102ZM105 94L108 96L111 94V90H110V94H108V92H105ZM121 94V93H120ZM118 94V96L120 95ZM127 94H129L127 92ZM142 94V93H141ZM98 95V94H97ZM97 95H93L94 98L97 97ZM151 95V94H149ZM162 95V94H160ZM159 95V96H160ZM89 96V97H88ZM122 96V94H121ZM120 96V97H121ZM125 96V95H123ZM122 96V97H123ZM136 96V94H135ZM138 96V95H137ZM144 95H142L143 97ZM155 96V95H154ZM110 97V96H109ZM109 97H104V101L106 98L109 99ZM117 97V96H116ZM127 97V96H126ZM141 95L140 97H138V99L142 98ZM145 97H148L147 94L145 95ZM152 97V95H151ZM162 97V96H161ZM174 97H176L174 99ZM92 98V97H91ZM98 98V97H97ZM96 98V99H97ZM112 98V97H110ZM119 98V97H117ZM125 98V97H124ZM129 97H127L128 99ZM136 98V97H134ZM132 98V99H134ZM144 98V97H143ZM157 98V97H156ZM172 98V99H170ZM99 99V98H98ZM101 99V98H100ZM99 99V100H100ZM113 99V98H112ZM121 99V98H120ZM126 99V98H125ZM137 99V98H136ZM147 99V98H145ZM152 99V98H151ZM155 99V98H153ZM117 100V101H116ZM114 98V101H116V104L118 101V99ZM101 101V100H100ZM123 101V100H122ZM127 101V100H125ZM134 101V100H133ZM137 101V100H136ZM107 103V100L105 101ZM112 102V100H111ZM130 101H128L129 103ZM135 102V101H134ZM134 102H130V106L134 108ZM138 102V101H137ZM148 102H149V99H148ZM153 102V100H152ZM161 102V103H162ZM175 101H172V103H174V105L176 104ZM253 102H256L257 103V107H254L253 106ZM100 103V102H99ZM123 103V102H121ZM125 103V102H124ZM133 103V104H132ZM140 103V102H139ZM142 103H143V100H142ZM140 103V104H142ZM145 103V102H144ZM177 103V104H178ZM95 104V103H94ZM97 104V103H96ZM104 104V103H103ZM113 104V102L111 103ZM110 104V106H111ZM115 104V103H114ZM115 104V105H116ZM127 104V103H125ZM149 104V103H148ZM151 104V103H150ZM149 104V105H150ZM81 105V106H80ZM99 105V104H98ZM108 105H109V102H108ZM144 105V104H143ZM146 105V104H145ZM144 105V106H145ZM158 105V104H157ZM2 106V105H1ZM9 106V105H8ZM17 106V107H18ZM106 106V105H105ZM113 106V105H112ZM126 106V105H124ZM135 106L138 107V105L136 104ZM143 106V107H144ZM163 106V105H162ZM177 106V105H176ZM175 106V107H176ZM13 107V106H12ZM15 107V106H14ZM13 107V108H14ZM96 107V105H95ZM109 107V106H108ZM114 107H117V106H114ZM113 107V108H114ZM127 107V106H126ZM137 107H135V109H138ZM143 107H140L141 111H144L143 110ZM148 107V106H147ZM97 108V107H96ZM101 108V107H100ZM122 108V107H121ZM120 108V109H121ZM131 108V110H133ZM164 108V106H163ZM166 108V107H165ZM228 109L229 111H227L226 109ZM117 109V108H116ZM124 109V108H122ZM130 109V108H129ZM128 109V110H129ZM139 109V111H140ZM150 109V108H149ZM152 109V108H151ZM160 109V108H159ZM233 109V108H232ZM15 110H18V109H15ZM22 110V109H21ZM113 109H111L112 111ZM115 110V109H114ZM127 110V111H128ZM173 110V109H171ZM175 110V109H174ZM177 110V109H176ZM175 110V111H176ZM23 111V110H22ZM21 111V112H22ZM91 111V112H90ZM117 111V110H116ZM155 111V109H154ZM157 111V110H156ZM167 111V110H165ZM199 111H202L205 115V119H206V123L205 125H201L198 118H197V113ZM232 111V110H231ZM254 111L251 110V113H254ZM26 112V113H27ZM98 112V111H97ZM113 112V111H112ZM115 112V111H114ZM130 110L128 111V116L130 115L129 114ZM132 112V111H131ZM130 112V113H131ZM138 112V111H136ZM135 112V114H137ZM145 112V111H144ZM160 112V111H159ZM158 112V113H159ZM164 112V110H163ZM174 112V111H172ZM24 113V112H23ZM93 113V112H92ZM139 113V112H138ZM152 113V112H151ZM167 113H169V111H167ZM177 113L180 114V112L177 111ZM241 113V114H242ZM98 117L100 116L99 114H101L100 112L97 113ZM134 114V115H135ZM141 114V113H140ZM150 114V113H148ZM147 114V115H148ZM157 114V112H156ZM165 114V112H164ZM170 114V113H169ZM179 114H176L175 112V115H178ZM231 114V113H230ZM18 115H20L18 113ZM27 116V114H25ZM104 115V114H103ZM131 115H133V113H131ZM130 115V116H131ZM147 115H144L142 114L143 117H147ZM163 115V114H162ZM168 115V114H167ZM171 115V114H170ZM169 115V116H170ZM173 115V114H172ZM174 115V116H175ZM182 115V114H181ZM229 115V114H228ZM21 116V115H20ZM113 116V115H112ZM111 116V117H112ZM115 116V115H114ZM158 116V115H157ZM161 116V114H160ZM164 116V115H163ZM172 116V117H174ZM177 116V117H178ZM184 116V115H183ZM181 116V117H183ZM187 116V114H186ZM225 116V117H224ZM237 116V115H236ZM251 116V115H250ZM253 116V115H252ZM251 116V117H252ZM255 116L254 119H255ZM25 117V116H24ZM23 117V118H24ZM108 117V115H107ZM117 117V116H115ZM134 117V116H133ZM136 117V116H135ZM141 117V116H139ZM149 117V116H148ZM159 117V116H158ZM168 117V116H167ZM181 117H178V118H181ZM224 117V118H223ZM241 117V119H242ZM22 118V117H21ZM101 118V116H100ZM103 118V117H102ZM110 118V117H109ZM108 118V119H109ZM120 118V117H119ZM132 118V117H131ZM130 118V119H131ZM161 118V117H159ZM175 118V117H174ZM185 118V116L183 117ZM228 118V117H227ZM240 118V117H239ZM99 119V118H98ZM105 119V118H103ZM107 119V118H106ZM127 120V117L125 118ZM124 119V120H125ZM148 119V118H146ZM167 119V118H166ZM169 119H172L169 117ZM192 121H191V120ZM241 119L239 121H241ZM33 120V119H32ZM111 120V119H110ZM113 120V119H112ZM116 120V118H115ZM118 120V118H117ZM123 120V119H122ZM122 120H118L122 122ZM123 120V121H124ZM143 120V118H142ZM141 120V121H142ZM164 120V119H163ZM186 120V118H185ZM225 120V119H224ZM230 120V118L228 119ZM235 120V118H234ZM257 120V119H256ZM257 120V121H258ZM50 121V120H49ZM102 121V120H100ZM104 121V120H103ZM107 121V120H106ZM130 121V120H128ZM139 122V120H137ZM149 121V120H148ZM146 122V123H149V122ZM168 121V120H167ZM175 122V119L173 120ZM178 121H181L178 119ZM184 121V120H183ZM232 121V120H231ZM236 121V120H235ZM234 121V122H235ZM248 122V120H246ZM256 121V122H257ZM260 121H259V124H260ZM54 122V121H53ZM56 122V120H55ZM65 122V123H67ZM113 122V121H112ZM118 122L116 124V128L118 126ZM120 122V123H121ZM169 122V121H168ZM176 122H177V118H176ZM185 122V121H184ZM233 122V121H232ZM51 123V122H50ZM49 123V124H50ZM60 123V122H59ZM62 123V121H61ZM104 123V122H103ZM108 123V126H111ZM105 122V124H107ZM115 123V122H114ZM119 123V124H120ZM123 123V122H122ZM141 123V122H140ZM142 123H145L142 121ZM170 123V122H169ZM178 123V122H177ZM175 123L178 127V124L180 123ZM183 124V122H181ZM250 123V122H249ZM248 123V124H249ZM258 123V122H257ZM48 124V122H47ZM57 124V122L55 123ZM73 124V125H74ZM125 124V123H124ZM130 124V122H129ZM136 124V123H134ZM161 124V123H159ZM191 124V123H190ZM241 123H239L240 125ZM256 124V123H255ZM61 125V124H60ZM67 125V124H66ZM115 125V124H114ZM141 125V124H140ZM171 125V124H170ZM176 125H173L174 129L176 128ZM238 125V124H237ZM245 125V124H244ZM247 125V124H246ZM245 125V126H246ZM253 125V124H252ZM262 125V124H261ZM63 128H65V126L62 124ZM106 126V125H105ZM106 126V127H108ZM127 126V125H126ZM133 126V124H132ZM135 126V125H134ZM146 126H148L146 124ZM162 126V125H161ZM232 126V125H231ZM251 126V124H250ZM113 127V126H111ZM119 127V126H118ZM136 127V126H135ZM134 127V128H135ZM138 127V126H137ZM136 127V128H137ZM170 127V126H169ZM185 127V126H184ZM62 128V127H61ZM62 128V129H63ZM69 128V126H68ZM73 128V127H71ZM77 128V127H76ZM79 128V127H78ZM81 128L80 131L82 130ZM116 128L114 129L116 131ZM130 128V127H128ZM133 128V129H134ZM135 128V129H136ZM148 128V127H146ZM163 128V127H162ZM200 128L202 129V135H204L206 132L208 131H216V135H215V145L217 146V150H218V153L216 154L211 148H209L207 146V141H210L208 139V135H204V136H200L201 133H198L200 130ZM208 128L212 129V130H208ZM231 128V127H229ZM234 128H236L234 126ZM239 128V127H238ZM237 128V129H238ZM242 128V127H241ZM248 128V127H247ZM250 128V127H249ZM264 128V127H263ZM66 129V128H65ZM118 129V128H117ZM132 129V131H133ZM138 129H141V128H138ZM171 130V127L169 128ZM184 129L187 131H185L184 133ZM246 129V127H245ZM64 130V129H63ZM69 130V129H68ZM76 130V129H74ZM109 130V129H108ZM119 130V129H118ZM117 130V132H118ZM130 130V129H128ZM127 130V132H128ZM176 130H178V128H176ZM208 130V131H207ZM232 129H230L228 132V134L230 135L232 132H230ZM239 130V129H238ZM67 131V130H66ZM71 131V130H70ZM73 131V130H72ZM79 131V130H78ZM86 131V130H85ZM88 131V130H87ZM90 132V131H89ZM135 131H133L132 133L134 134ZM159 132V131H158ZM167 132H170V131H167ZM240 132H241V129H240ZM54 133V132H53ZM116 133V132H115ZM165 133V132H164ZM173 133V132H172ZM174 133H180L178 131H175ZM131 134V132H130ZM155 134V133H154ZM153 134V135H154ZM163 134V133H161ZM168 134V133H167ZM166 134V135H167ZM200 134V135H198ZM238 134V133H237ZM78 135V134H76ZM89 135V134H88ZM157 132L156 134L154 135V138H156L155 136H157ZM164 135V134H163ZM165 135V136H166ZM171 135V133H170ZM179 135V134H178ZM181 135V134H180ZM179 135V136H180ZM210 135V133H209ZM233 134H231V136H228V137H233L232 136ZM92 136V135H91ZM123 136V135H122ZM160 136V134H159ZM162 136V135H161ZM160 136V137H161ZM175 136V135H174ZM173 134H172V137H174ZM207 136V137H206ZM237 136V135H236ZM243 136V135H242ZM240 136V137H242ZM177 137V135H176ZM181 137V138H182ZM92 138V137H91ZM125 138V137H124ZM134 138V136H133ZM153 138V136L151 137ZM153 138V141L155 142ZM171 137H169L168 139H170ZM213 139L214 137H210V139ZM157 139V138H156ZM135 140V139H134ZM146 140V141H145ZM181 140V139H180ZM214 140V139H213ZM233 140H235V137L233 138ZM231 142V145L233 144V141ZM264 140V139H263ZM151 141V140H150ZM230 141V139H229ZM238 141V140H237ZM236 141V142H237ZM245 141V140H244ZM244 141L242 142V145L244 143ZM98 141L95 140V143H97ZM153 142V144L155 145V148L153 149H158L156 148V144ZM235 142V144H237ZM260 142V141H259ZM262 143H264L263 141H261ZM108 143V142H107ZM111 143H108V144H111ZM238 143L241 145V140L238 141ZM103 144V143H101ZM158 144V143H157ZM233 144V145H235ZM238 145V147L240 148L241 146ZM245 144V143H244ZM261 144V143H260ZM210 146V144H208ZM236 145V146H237ZM112 146V145H111ZM150 146V145H148ZM235 146V147H236ZM118 147V148H119ZM144 147V148H143ZM151 147H154V146H151ZM163 147V145H162ZM231 147V146H230ZM245 147V146H244ZM262 147V145L260 146ZM161 148V147H160ZM165 148V147H163ZM214 148V147H213ZM233 148V147H232ZM242 148V147H241ZM151 149V148H150ZM228 149V148H227ZM106 150V149H105ZM120 150V149H119ZM238 150L235 149V152ZM124 151V150H123ZM122 151V152H123ZM129 151V150H128ZM126 152L124 151V153H129V152ZM134 151V152H135ZM158 151V150H157ZM162 151V150H161ZM200 152L198 154V152ZM132 152V151H131ZM130 152V153H131ZM234 152V154H235ZM137 153V152H135ZM160 153V152H159ZM197 153V154H196ZM233 154V152H231ZM264 153V152H263ZM133 154V153H131ZM238 154V153H236ZM235 156H232L230 157V161L232 158L236 157L238 155ZM144 155V154H143ZM264 155V154H263ZM134 156H138L139 155H136L134 154ZM142 157V156H141ZM140 157V158H141ZM148 158V157H147ZM228 158V156H227ZM255 159V158H254ZM236 161L238 159H235ZM256 160V159H255ZM239 161V160H238ZM237 161V162H238ZM252 161V160H250ZM232 162V161H231ZM260 162V161H259ZM188 163L190 164V167L186 166L185 164ZM234 163V162H233ZM243 163V162H242ZM248 163V162H246ZM257 163V168L253 171H242L243 173V177H245L243 180L245 181L244 185H242V183H240L243 188L245 189V191L243 190V192H240L242 194H244L246 198L249 199V201L251 202V200H257L261 203L264 204V160H261V164L259 165L258 162ZM256 163H255V167H256ZM151 164V162H150ZM235 164V163H234ZM241 164V162H240ZM250 164H253V163H250ZM152 165V164H151ZM244 165H247V164H244ZM156 166V165H155ZM193 166V167H191ZM248 166V165H247ZM159 167V166H157ZM253 167V166H252ZM248 168L250 169V167L248 166ZM161 170V168H159ZM163 169V167H162ZM242 169H245L242 167ZM235 170V169H234ZM239 170V171H240ZM246 170V169H245ZM172 171V172H173ZM179 171V170H178ZM177 171V172H178ZM171 172V171H170ZM176 172V173H177ZM237 172V171H236ZM174 173V172H173ZM172 173V174H173ZM232 173V172H231ZM179 174V172H178ZM236 174V173H235ZM186 175V174H185ZM183 175L182 173V176H185ZM234 175V174H233ZM176 176V174H175ZM179 176V175H177ZM237 176V175H236ZM180 177V176H179ZM192 178V177H191ZM190 178V180H191ZM194 178L193 181H196ZM186 179V178H185ZM189 178H187L188 180ZM235 179H238L240 182H241V179L240 178H235ZM197 180V181H198ZM189 181V180H188ZM200 182V181H199ZM199 182H197L199 184ZM187 183V181H186ZM203 183V185H204ZM238 183V181H237ZM236 183V184H237ZM235 184V185H236ZM239 184V185H240ZM204 185V186H206ZM238 185V184H237ZM197 186V185H195ZM200 186V185H199ZM208 187V186H207ZM206 187V188H207ZM208 188V189H209ZM240 188V187H239ZM242 188V189H243ZM216 189H215V192H216ZM236 189V188H235ZM213 190V189H212ZM237 190H238V187H237ZM236 190V191H237ZM221 191V190H219ZM239 191V190H238ZM242 191V190H241ZM218 193V191H217ZM221 193V192H220ZM228 193H225V194H228ZM238 193V192H237ZM243 197V198H244ZM240 198V197H239ZM245 198V199H246ZM242 199V198H241ZM244 199V200H245ZM246 199V200H248ZM248 201V202H249ZM247 205V204H246ZM251 205V203L249 204V206ZM249 206H246V207H249ZM252 208V207H251ZM262 214L264 216V210H262Z\"/></svg>",
  "mask_w": 264,
  "mask_h": 264
}]
</instances>
